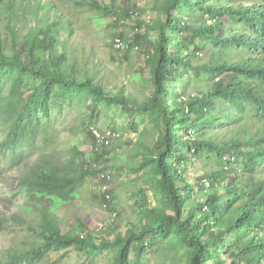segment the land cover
Returning <instances> with one entry per match:
<instances>
[{
    "label": "trees",
    "instance_id": "obj_1",
    "mask_svg": "<svg viewBox=\"0 0 264 264\" xmlns=\"http://www.w3.org/2000/svg\"><path fill=\"white\" fill-rule=\"evenodd\" d=\"M147 4L0 0V199L14 205L0 203V233L13 234L0 264H59L56 256L70 249L108 252L106 264H148L156 245L167 258L175 251V263L184 255V264H264V0ZM102 21L116 29L103 62L96 42L77 37ZM133 51L143 58L136 69ZM66 97L90 99L81 125L93 158L57 145L50 103ZM115 112L129 115L115 123L116 141L121 131L136 133L120 167L144 173L155 203L136 190L135 215L112 214L113 238L80 218L65 232V217L48 202L88 195L111 209L114 192L99 175L113 145L95 129L105 133L100 117ZM190 165L202 172L196 185Z\"/></svg>",
    "mask_w": 264,
    "mask_h": 264
},
{
    "label": "rangeland",
    "instance_id": "obj_2",
    "mask_svg": "<svg viewBox=\"0 0 264 264\" xmlns=\"http://www.w3.org/2000/svg\"><path fill=\"white\" fill-rule=\"evenodd\" d=\"M132 1L137 2L140 5L141 9H146L149 0ZM155 15L156 14H153V17ZM143 16L151 19L150 15H148L147 10L143 12ZM30 24L34 25V20H31ZM114 29L115 28L109 26L108 22L102 21L95 23L94 26L91 27L89 32L79 31L77 37L79 38V40H85L86 42H96L95 44L98 47L97 57L101 62H103L104 60L110 58L112 52L110 46V44L112 43L111 32L114 31ZM132 55V66L134 67V69L139 68V66L143 63L142 56L135 51L132 52ZM123 60H125L126 63L124 69L122 70L121 78L126 75L125 69L129 66V60L127 59V57L124 56ZM119 62L120 61L117 60L115 65H113L115 69L118 66ZM89 100L90 99H87L86 101L80 100L79 97H66L65 99H60L55 103H50V108L53 112V118L59 132L57 145L66 152H68L71 146H80L85 150L88 158H93V153L90 149L91 140L87 132L83 130L81 125L83 116L88 112V110L83 107L82 104H84V102L90 103ZM128 120L129 115L127 114L117 115L116 112L110 114L106 113L105 115H101L98 126L102 128L106 132V134H108L109 132H115V123L123 125L126 124ZM141 123V128L143 129L146 121H142ZM95 130L96 135L97 132H101L97 129ZM121 133H125L122 141L119 140L117 142L116 139H114L111 142L113 148L108 154L111 161L108 164L106 162L101 163V166L106 167V173H112L114 176V180L112 181V183H110L109 187L114 192V200L111 204L110 210H106L96 203L92 204L91 199L88 195H85L80 199H75L71 204H64L63 201L48 202V208L50 211L56 212L57 214L65 217V221L62 224V228L65 232L69 231L71 227L76 224V220L80 218L87 227L97 230L96 232L99 237L108 236L113 238L114 234L111 232V230L116 220L113 218L114 216L112 214L114 212H118V215L123 216V218L133 217L135 215V211L133 209L135 206V197L133 194L136 192V190L142 188L152 198V192L149 188V182L143 180L144 173L139 176L130 175L126 169L120 167V164L122 162L127 161V156L125 155L126 151L128 152L134 145V142H136V138H134L136 137L135 132L130 133L121 131ZM3 138L4 133L0 128V144ZM201 173V171H195V167L190 165L189 175L191 182L195 184L194 177L196 175H201ZM101 175L102 173L99 175V177H103ZM95 180L96 178L89 182L92 189H96L97 181ZM96 190H98V188ZM1 193L2 191H0V196ZM5 196L7 197L6 194L4 195V197ZM152 201V204H154L155 201L153 198ZM0 203L6 209H9L10 207L14 209V205L11 204L10 199L5 200V198H2L0 199ZM126 228L127 223L121 220L119 231L125 232ZM12 236L13 234L9 232L0 233V248H6L10 246L13 242ZM16 241L18 243H21L22 239L16 237ZM162 246L163 245H156L153 248V250L151 251V256H153L154 259L148 264H184V255H181L178 258L177 263H175V258L173 256L175 251H171L170 258H167L166 255L163 254L164 246ZM62 254L63 257L59 258ZM109 256L110 253L108 252L96 251L92 254H88L70 249L67 252H60L56 256V260L59 261V264H106Z\"/></svg>",
    "mask_w": 264,
    "mask_h": 264
},
{
    "label": "built area",
    "instance_id": "obj_3",
    "mask_svg": "<svg viewBox=\"0 0 264 264\" xmlns=\"http://www.w3.org/2000/svg\"><path fill=\"white\" fill-rule=\"evenodd\" d=\"M115 46L117 48H122L124 46L123 41L121 40L120 37L115 39ZM117 136L118 135L114 132L113 133L109 132L108 134H106V132L105 133L97 132L98 141H103L106 144H110ZM101 176H103V177H100L101 181L103 182V187L105 190H108L110 187V183L112 182V176L109 173L108 174L102 173ZM108 198H110V195H108ZM116 214L117 212L113 213L114 216H116Z\"/></svg>",
    "mask_w": 264,
    "mask_h": 264
}]
</instances>
